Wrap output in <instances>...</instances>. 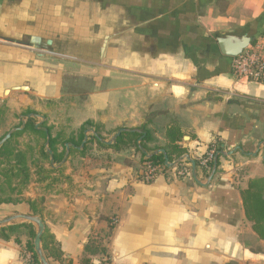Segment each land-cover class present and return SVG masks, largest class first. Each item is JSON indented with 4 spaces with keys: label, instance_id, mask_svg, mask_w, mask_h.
<instances>
[{
    "label": "crops",
    "instance_id": "crops-1",
    "mask_svg": "<svg viewBox=\"0 0 264 264\" xmlns=\"http://www.w3.org/2000/svg\"><path fill=\"white\" fill-rule=\"evenodd\" d=\"M43 2L49 8L41 11ZM43 2L0 0V104L34 90L38 54L48 53L23 42L40 36L41 12L49 10V19L62 18L71 36L85 39L80 48L104 52L94 65L80 59L100 72L77 110L87 122L138 133L150 152L178 145L195 162L210 148L232 152L219 158L210 183V168L196 165L195 177L185 155L175 163L190 168L186 175L166 166L146 183L133 166L141 151L109 149L111 159L88 165L70 201L49 197L42 220L64 252L55 264H264V240L241 197L250 180L264 178V85L237 80L217 43L259 37L264 0ZM26 84L30 91L14 90ZM250 165L255 173L242 188L238 170ZM12 238L0 239V264H25Z\"/></svg>",
    "mask_w": 264,
    "mask_h": 264
},
{
    "label": "rangeland",
    "instance_id": "rangeland-1",
    "mask_svg": "<svg viewBox=\"0 0 264 264\" xmlns=\"http://www.w3.org/2000/svg\"><path fill=\"white\" fill-rule=\"evenodd\" d=\"M54 1L52 6H57L56 0ZM57 2L59 4V0ZM48 6V3H41V11H44L45 8L48 9ZM41 14L46 18L41 19L40 30L42 32L40 36H34L33 38L35 39L32 38L23 42L24 44H33V46L26 45V47L48 53L47 55L38 54L37 59L41 71L37 79L31 83L34 90L32 89L31 93L17 92L2 96L4 103L0 104V142L7 134L16 129H22L17 131L21 132V134L14 132L15 134L9 140V144L11 148L26 155L31 170L28 184L21 185L20 183L17 186L18 182L15 181L12 202L0 205V220L19 214L35 216L33 214L35 212L43 218V211L50 201L49 197L55 196V194L60 195V197L65 196L70 201L72 198L71 194L80 190V186L83 184L80 180L88 165L94 164L95 160L111 159L109 149L101 147L96 140L92 139L93 136L95 137L94 134L100 136L101 139L103 138L104 142H111L116 134H113L114 130H108L105 126L96 125L95 121H93L94 124L92 126H85L87 122L86 116L80 115L77 111L83 105L84 100L97 90L96 78L100 76L99 69H95L94 66L81 64L80 59H84L86 63L94 65L104 52H99L93 48L83 50L79 46L81 43H85V39L78 40L76 37L71 36L70 31L64 29L62 18L57 20L49 19V10L41 12ZM48 25L52 27L47 28ZM92 37L93 35L86 36L88 39ZM263 37L264 35L260 36V38ZM56 53L60 56L54 55ZM34 63L35 61L32 62V64ZM107 82L108 79L105 78L102 85L104 89ZM29 114L32 117L28 121L27 117L31 116ZM23 122L25 123L24 127ZM33 125H36L39 129H46L50 137L55 140L56 148L59 156H61L60 162L52 164L51 157L53 156L50 154V158L44 156L42 150L45 148L48 152V149H51L49 145L47 146V141L44 137L31 131ZM97 130L100 134L97 133ZM86 131L88 132L89 143L85 144V146L88 145L87 150L81 154L80 151L85 146H75L76 148L82 147L81 150H77L72 148L71 144L79 142L82 134L85 138ZM66 145L70 146V153L66 162L63 163L67 153ZM126 149L131 152L127 154L128 156L136 152L133 147ZM135 154H138V152ZM126 162H128V159H126ZM131 163L133 162L131 161ZM141 165L139 161L133 165L135 166L136 174H139L142 169L144 171L145 168ZM237 165L240 166V163ZM254 167L255 165H250L239 168L240 187L243 188L245 185L241 181L243 177L249 176L250 173H255L253 171ZM184 168H187L188 171L190 170L188 166ZM3 169L4 165L0 167V171ZM20 224H24V222L17 221L13 225ZM34 228L37 230L35 225ZM1 237L0 233V239L2 240ZM12 237L16 244L17 239L21 242L17 245L19 247V255L25 263L24 257L26 255L29 256L26 244L28 242L34 244L35 236H32V231L29 228L23 227L11 234Z\"/></svg>",
    "mask_w": 264,
    "mask_h": 264
},
{
    "label": "trees",
    "instance_id": "trees-1",
    "mask_svg": "<svg viewBox=\"0 0 264 264\" xmlns=\"http://www.w3.org/2000/svg\"><path fill=\"white\" fill-rule=\"evenodd\" d=\"M261 35H264V32ZM92 125V122H87L85 124V126ZM31 131L36 135H41L42 137H44L46 141L48 136L50 137L48 133L43 130H37L34 128V126L31 127ZM15 133L21 134V132ZM15 133H13V135ZM97 133L100 134L98 130ZM140 137L141 135L138 133L125 132L117 139L114 144L110 146L104 144V140L103 142L98 141L94 136L92 139L96 140L98 145L106 149H114L118 151L133 147L136 152L140 153V150L138 148V141ZM84 139V135L82 134L79 142H73L74 147L81 146ZM146 139L147 138H145V140ZM88 143L89 142L87 141L86 144ZM87 146L88 145H86L85 148L80 151L81 154H83L87 150ZM142 146L145 150H147V147L144 143H142ZM49 147L53 151L54 162H60L61 156H59L58 149L55 145V140L51 137ZM42 152L46 158H50V155L45 148L42 150ZM166 153L170 162L173 163L179 160L184 155L188 154V151L187 149L176 145L167 149ZM150 154L152 155V157L150 158H147L144 154H141V164L144 166V168L145 166H152L162 168L163 171L168 170V168L165 166V158L163 154H156L155 152H150ZM178 163L180 164L181 160ZM3 165L4 169L0 171V205L9 204L12 202V194L15 191V187H13V185H15L16 182H18L17 186H19L20 183L21 185H25L28 184L31 177V170L30 166L28 165V158L23 152H18L17 150L11 148L9 141L0 148V167ZM196 165L199 166L200 161H196ZM212 166L213 161L209 165L210 169H212ZM263 185L264 178L253 179L248 182L247 188L241 192L245 216L247 220L252 223L253 230L262 240H264V187H262ZM33 214H35V216L38 215L37 212ZM38 216L42 220V217L40 215ZM23 227L29 228L32 231V236L36 235L34 225L24 223L20 225H11L6 228H2L0 230L2 240H11V234H14L16 231ZM16 242L17 244L21 243L18 239ZM26 249L27 253H29V256L26 255L24 257L25 264H41L39 256L34 250V244L28 242L26 244ZM42 249L45 257L47 258L50 264H55L56 262L63 263L64 252L62 251L61 245L49 232L48 229L45 230V233L42 236Z\"/></svg>",
    "mask_w": 264,
    "mask_h": 264
},
{
    "label": "water",
    "instance_id": "water-1",
    "mask_svg": "<svg viewBox=\"0 0 264 264\" xmlns=\"http://www.w3.org/2000/svg\"><path fill=\"white\" fill-rule=\"evenodd\" d=\"M260 37V36H259ZM259 37H255L252 38L248 35H242V36H232V35H228V36H224V37H220L217 38V43L219 46V50L221 52V54L225 57L228 58H235L237 56H239L240 54L243 53V51H245L256 39H258ZM14 90H20V91H30V88L28 87V85H24L21 87H17L14 88ZM9 93V91H6V95ZM44 130L46 133H48V131L46 129H42ZM17 131H21V129H16L13 132L7 134L5 136L4 139L1 140L0 142V148L6 144L11 138L14 132ZM125 132V130H120L112 139L111 142H104V144L110 146L112 144H114L117 139ZM87 131L85 132V139L84 142L82 144V147L85 146V144L88 141V135H87ZM95 137L103 142V140L100 138V136H98L97 134H94ZM141 141L142 139L139 140L138 142V148L141 151L142 154H144L147 158L152 157L151 154H147V152L144 150V148L141 145ZM50 142V137L48 136L47 138V146L49 145ZM81 148H77V149H82ZM66 149H67V153H66V158L64 160V162L66 161V159L69 157V152H70V146L66 145ZM48 152L51 156H53V153L51 150L48 149ZM156 154H163L164 158H165V166H167L168 168H170L173 164L170 162L168 155L166 153L165 150H159L156 152ZM231 156L232 152H228L225 153L224 151H220L216 154L214 161H213V166L211 169V173L209 176V182L210 183L212 181V179L214 178L218 166H219V158L221 156H226V155ZM185 159L188 160L192 167H193V173L194 176L196 177V162L195 160L191 159L189 155H185ZM63 162V163H64ZM51 163H54V158L51 157ZM17 221H23L24 223H29V224H33L36 227V235H35V239H34V250L35 252L38 254L39 259H40V263L41 264H50L49 261L47 260V258L45 257L44 253H43V249H42V236L45 233L46 227L43 223V221L41 220V218H39L38 216H33V215H25V214H19V215H14L8 218H5L3 220H0V230L2 228H6L8 226L13 225L15 222Z\"/></svg>",
    "mask_w": 264,
    "mask_h": 264
},
{
    "label": "built area",
    "instance_id": "built-area-1",
    "mask_svg": "<svg viewBox=\"0 0 264 264\" xmlns=\"http://www.w3.org/2000/svg\"><path fill=\"white\" fill-rule=\"evenodd\" d=\"M250 47V48H249ZM242 54L232 58V75L239 81L264 85V37L256 39ZM217 154V149L210 148L201 158L200 166L209 169V165ZM170 167L177 175L187 174L183 166L172 163ZM164 171L159 167L146 166L142 173V180L146 183L153 182Z\"/></svg>",
    "mask_w": 264,
    "mask_h": 264
}]
</instances>
